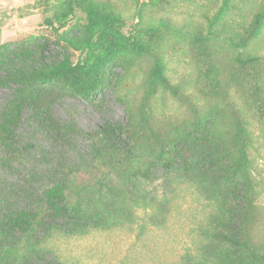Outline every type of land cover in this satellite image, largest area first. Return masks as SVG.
<instances>
[{
  "label": "trees",
  "instance_id": "1",
  "mask_svg": "<svg viewBox=\"0 0 264 264\" xmlns=\"http://www.w3.org/2000/svg\"><path fill=\"white\" fill-rule=\"evenodd\" d=\"M61 1L65 10L54 17V22L64 28L82 5L80 0ZM150 1L160 5L167 0ZM82 8L85 35L70 42L81 54L77 63L64 57L48 64L43 52L0 48V65H4L0 87L14 86L15 90L12 101L0 113V147L7 154L12 150L20 153L15 150V130L23 108L30 109L41 125L59 136L61 129L51 107L65 91L84 99H92L107 88H118L120 93L123 83H113L108 66L125 52L150 57L152 67L144 75L141 96L126 101L117 96L126 105L127 126L106 122L90 138L96 165L106 170V178L91 181L82 170L59 166L41 192L23 191L25 207L0 210V264H39L48 251L47 242L56 235L83 237L101 231L107 223L131 224L140 202H145L134 180L148 178L158 166H179L181 181L193 186L212 208L198 229L194 248L187 249L178 264H264V245H258L250 232V215L257 209L255 164L250 150L252 135L240 110L231 101L225 102L230 103L233 132L221 129L215 112L201 115L198 107H191L196 114L192 121L176 125L166 116L168 127L153 109L152 103L165 95L181 105H192L186 83H173L167 75L160 44L163 36L192 37L201 42L211 35L187 31L169 17L159 19L157 25L126 31L120 13L94 0ZM54 22L49 21V25ZM263 25L264 10L254 16L244 37L237 42L230 40V46L246 49ZM232 59L244 70L263 58H243L238 53ZM261 110L264 112V104Z\"/></svg>",
  "mask_w": 264,
  "mask_h": 264
},
{
  "label": "rangeland",
  "instance_id": "2",
  "mask_svg": "<svg viewBox=\"0 0 264 264\" xmlns=\"http://www.w3.org/2000/svg\"><path fill=\"white\" fill-rule=\"evenodd\" d=\"M94 1L120 13L126 31L157 25L159 19L169 17L187 31L211 35L201 42L192 37L163 36L160 44L167 75L173 83H186L192 105H181L165 95L152 103L153 109L165 126L168 121L176 125L192 121L196 114L191 107H198L201 115L215 112L221 129L233 132L230 103L225 102L231 101L240 110L252 135L250 150L255 164L257 209L250 215V232L258 245H264V25L246 49L230 46V40L237 42L246 35L254 16L264 10V0H167L160 5L150 0ZM80 2L83 6L90 0ZM82 6L78 5L76 18L61 28L54 22L65 10L61 0H0V48L43 52L48 64L64 57L77 63L81 54L70 42L85 35ZM238 53L243 58L257 55L263 59L243 70L232 59ZM3 67L0 65V75ZM151 67L150 57L125 52L108 66L113 83H123L120 93L118 88H107L92 99H84L65 91L51 107L61 129L59 136L41 125L30 109L23 108L15 130V150L20 153L12 150L7 154L0 147V210L25 207L23 191L41 192L59 166L82 170L91 181L106 178V170L96 165L90 138L106 122L127 126L126 105L117 96L124 101L141 96V83ZM14 92V86L0 87V113ZM149 175L134 180L145 202H140L131 224L107 223L101 231L83 237L56 235L47 242L48 251L39 264H178L186 250L194 248L198 229L212 208L193 186L181 181L179 166H158Z\"/></svg>",
  "mask_w": 264,
  "mask_h": 264
}]
</instances>
